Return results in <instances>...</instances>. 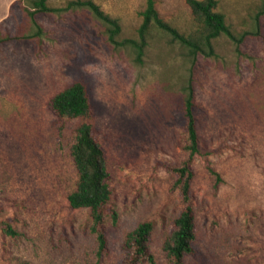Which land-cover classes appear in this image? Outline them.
<instances>
[{"label": "rangeland", "instance_id": "374dc122", "mask_svg": "<svg viewBox=\"0 0 264 264\" xmlns=\"http://www.w3.org/2000/svg\"><path fill=\"white\" fill-rule=\"evenodd\" d=\"M75 0H49L57 11L31 20L19 1L0 21V264H119L125 235L151 221V250L181 210L168 168L184 158L183 87L192 85L200 144L193 161V251L183 264H264V0H218L234 39L215 41L210 56L188 57L154 34L137 58L122 45L136 38L146 0H91L118 21L114 41ZM159 16L184 32L186 0H154ZM7 1H3V5ZM82 81L94 135L110 173L116 225H105L107 250L97 262L87 209H71L77 175L69 144L77 121L59 134L51 97ZM222 181L214 187L206 167Z\"/></svg>", "mask_w": 264, "mask_h": 264}, {"label": "trees", "instance_id": "16d2710c", "mask_svg": "<svg viewBox=\"0 0 264 264\" xmlns=\"http://www.w3.org/2000/svg\"><path fill=\"white\" fill-rule=\"evenodd\" d=\"M20 0L11 4V8ZM25 3L23 10L31 20L28 37H36L39 27L33 22L37 13L57 11L48 6L49 0H21ZM191 11L192 23L187 31H180L164 21L155 8L154 0H146L143 10L139 13L140 24L136 29V38H126L122 45L130 49L139 58L154 34L166 36L185 50L188 57L197 55L210 56L213 45L218 39L225 37L234 39L233 32L225 15L218 9V0H186ZM69 7L87 10L102 26L107 38L114 41L120 32L118 21L103 12L91 0H75ZM1 41V39H0ZM49 109L59 122V134L69 121H77L69 144V155L76 171L77 179L74 189L67 195L71 209H87L90 217V232L95 237L96 258L100 262L107 250L105 225L108 221L114 226L118 220L117 211L110 206L112 189L106 153L94 135L91 118V100L86 85L78 80L55 93L49 100ZM183 145L185 158L176 166L168 168L172 175V187L177 190L181 210L173 220L172 228L165 236L162 251L166 264H183L186 256L193 251L195 242V222L191 205V184L193 180L192 164L195 158L208 156L200 144L197 132L195 102L192 85L183 87ZM213 186L222 181L220 175L210 166L206 167ZM3 234L14 237L18 232L9 221L0 222ZM153 224L151 221L140 222L129 231L122 243V256L119 264H157L151 250Z\"/></svg>", "mask_w": 264, "mask_h": 264}, {"label": "crops", "instance_id": "0c3cea01", "mask_svg": "<svg viewBox=\"0 0 264 264\" xmlns=\"http://www.w3.org/2000/svg\"><path fill=\"white\" fill-rule=\"evenodd\" d=\"M3 1H7L5 5H3ZM17 0H0V21L5 19L6 15L9 14L11 4H13Z\"/></svg>", "mask_w": 264, "mask_h": 264}]
</instances>
